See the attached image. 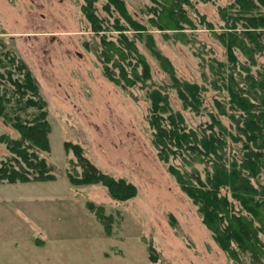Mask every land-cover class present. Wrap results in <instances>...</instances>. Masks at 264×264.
Listing matches in <instances>:
<instances>
[{
    "label": "rangeland",
    "instance_id": "obj_1",
    "mask_svg": "<svg viewBox=\"0 0 264 264\" xmlns=\"http://www.w3.org/2000/svg\"><path fill=\"white\" fill-rule=\"evenodd\" d=\"M123 1L143 30L130 29L111 4L105 8L107 0H0V94L11 100L5 111L28 119L34 113L13 105L17 94L11 81L22 79L8 61L15 56L45 104L49 150L36 152L52 174L0 180V264H235L168 171L169 164L195 167L204 177L207 165L193 161L191 166L181 157L159 159L148 124L149 94L158 89L167 96L164 115L180 112L188 128L199 129L214 113L233 130L225 87L227 49L218 36L223 27L218 9L231 0H168L178 5L174 14L165 11L160 18L163 0ZM85 6L97 17L98 29ZM122 36L135 51L123 49ZM103 41L130 57L115 52L105 57ZM138 57L149 77L129 84L120 70L139 73ZM250 71L264 72V53ZM173 77L199 86L196 109L183 105ZM0 134L19 137L1 115ZM227 141V156L239 157L241 142ZM64 142L78 145L80 155L100 172L133 184L135 194L118 200L100 182L73 183L68 175L79 177L82 167ZM10 156L0 141V161ZM260 238L264 244V234Z\"/></svg>",
    "mask_w": 264,
    "mask_h": 264
},
{
    "label": "trees",
    "instance_id": "obj_2",
    "mask_svg": "<svg viewBox=\"0 0 264 264\" xmlns=\"http://www.w3.org/2000/svg\"><path fill=\"white\" fill-rule=\"evenodd\" d=\"M163 2L157 11V18L165 11L169 15L174 14L173 9L178 5L168 3V0ZM110 4L130 29L143 30L142 25L130 17L123 0H107L105 8L108 9ZM86 6L83 10L87 19L98 29L97 17L91 10L87 11ZM218 13L223 21L218 36L227 49L225 87L230 111L228 116L234 122V131L214 113H210L211 121L199 129L188 128L180 112L170 111L164 115L162 112L167 108V96L158 89H153L149 94L151 106L148 124L159 159L168 162L170 158L181 157L191 166L193 161L207 165L204 177L195 167L186 169L169 164L168 171L195 205L203 225L218 247L235 264H264V244L260 238V234H264V72H258L255 76L250 71V67L256 65L257 55L264 53V0H231L219 7ZM125 37L120 39L125 43L123 49L135 51L133 42ZM103 44L102 55L105 57H110L113 52L122 58L130 57L111 41H103ZM235 50L243 54L244 62L238 60ZM137 59V64L141 66L139 73L135 68L128 72L118 64L121 77L129 84L135 79L149 77L146 62L142 57ZM8 61L22 76V79L11 81L17 94L13 105L18 110L31 107L34 113L30 119L22 118L20 114L9 116L5 108L11 100L0 94V115L19 133L18 138L0 134V141L12 154L0 161V180L15 182L51 178L50 167L36 152V149L49 150L50 126L44 101L38 96L34 79L23 62L15 56ZM237 67L244 73H239ZM104 71L110 80L117 82L106 66ZM173 78L183 105L196 109L195 105L200 102L199 86ZM241 82L243 85H240ZM27 93L29 95L25 97ZM227 138L241 142L239 157L227 156ZM64 147H70L81 163L79 177L68 175L73 183L100 182L118 200L128 199L135 194L133 184L124 178L115 179L100 172L81 156L78 145L64 142Z\"/></svg>",
    "mask_w": 264,
    "mask_h": 264
}]
</instances>
